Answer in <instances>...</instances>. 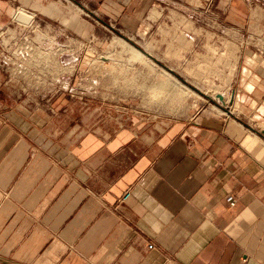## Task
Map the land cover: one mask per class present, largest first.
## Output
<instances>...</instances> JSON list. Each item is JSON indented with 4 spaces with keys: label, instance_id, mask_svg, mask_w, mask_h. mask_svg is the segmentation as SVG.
I'll return each mask as SVG.
<instances>
[{
    "label": "crops",
    "instance_id": "1",
    "mask_svg": "<svg viewBox=\"0 0 264 264\" xmlns=\"http://www.w3.org/2000/svg\"><path fill=\"white\" fill-rule=\"evenodd\" d=\"M71 1L159 46L171 68L218 48L230 110L155 104L150 85L127 107L22 98L28 80L0 52V264H264V0ZM45 3L0 0L1 40L19 32L17 11L44 16ZM168 44L182 62L165 59ZM156 106V119L137 115Z\"/></svg>",
    "mask_w": 264,
    "mask_h": 264
},
{
    "label": "rangeland",
    "instance_id": "2",
    "mask_svg": "<svg viewBox=\"0 0 264 264\" xmlns=\"http://www.w3.org/2000/svg\"><path fill=\"white\" fill-rule=\"evenodd\" d=\"M45 1L44 6H36L44 16L36 14L33 23L20 26L17 35L0 38V51L4 50L7 60L5 65L21 72L22 78L28 80L20 91L22 98L28 94L43 95L56 90L68 93L71 90L79 97L97 103L105 101L127 107L143 103L142 92L150 85L152 90L160 89L159 95L152 99L155 100L153 103L161 99L169 102L199 98L218 103L225 112L230 110V97L226 89L215 82L217 73L212 72L220 68L223 61L222 57H215L220 53H217L218 48H211L214 59L208 54L188 67H180L177 61L179 65L171 68L157 52L160 47L153 42L143 44L139 37L123 36L117 29L108 28L105 18L93 16L87 7L77 6L71 0ZM50 4L59 9L43 12L42 9ZM160 33L166 37L174 36L168 30H160ZM257 46L254 42L249 44L251 49ZM16 51L25 53L21 56ZM163 53L167 60L182 62L180 52L172 45L164 47ZM33 64L38 71H29ZM217 93L223 96L224 105L215 98ZM160 106L137 115L146 117L148 113L156 119L162 112ZM235 108L239 110L237 105Z\"/></svg>",
    "mask_w": 264,
    "mask_h": 264
},
{
    "label": "water",
    "instance_id": "3",
    "mask_svg": "<svg viewBox=\"0 0 264 264\" xmlns=\"http://www.w3.org/2000/svg\"><path fill=\"white\" fill-rule=\"evenodd\" d=\"M13 20L17 23H20V24H26V25H29L32 23V16L28 13V12H25V11H17L14 16H13ZM170 71V70H169ZM205 98L206 99H209L208 95L204 94ZM216 99H218V101L221 102V105H224V101H223V96L221 94H215L214 95ZM256 133H258L261 137H264V128H259L256 130Z\"/></svg>",
    "mask_w": 264,
    "mask_h": 264
},
{
    "label": "built area",
    "instance_id": "4",
    "mask_svg": "<svg viewBox=\"0 0 264 264\" xmlns=\"http://www.w3.org/2000/svg\"><path fill=\"white\" fill-rule=\"evenodd\" d=\"M24 11V10H23ZM30 14V13H29ZM31 16H32V18L34 17V14H30ZM33 21V20H32ZM17 23V22H16ZM33 23V22H32ZM31 23V24H32ZM20 24V23H19ZM23 24V23H22ZM22 24H21V26H22ZM31 24H29V25H26V24H24V25H26V26H30ZM1 45V44H0ZM2 54H5V52H4V50H2V51H0ZM17 52V55H21V56H23L24 55V51L22 52V51H16ZM4 57L3 56H1L0 57V60H2ZM63 91V90H62ZM64 92H66L65 90H64ZM68 93L70 94V96L71 97H77V98H80V99H82V97H79L77 94H75V93H73V92H71V90H68ZM130 196V193L127 191V192H125L122 196H121V198H120V201H124V200H126L128 197ZM226 201H228V203H229V206L230 207H232L234 204H235V199L233 198V196H231V197H228L227 199H226ZM148 247H151V245H149Z\"/></svg>",
    "mask_w": 264,
    "mask_h": 264
},
{
    "label": "bare ground",
    "instance_id": "5",
    "mask_svg": "<svg viewBox=\"0 0 264 264\" xmlns=\"http://www.w3.org/2000/svg\"><path fill=\"white\" fill-rule=\"evenodd\" d=\"M159 93H160V89H158L157 87H155L153 90H151V93H150V96H149V99H153V98H155L156 96H158L159 95ZM262 125H264V124H262ZM261 125V126H262ZM260 126V127H261ZM262 128H264V127H262Z\"/></svg>",
    "mask_w": 264,
    "mask_h": 264
}]
</instances>
